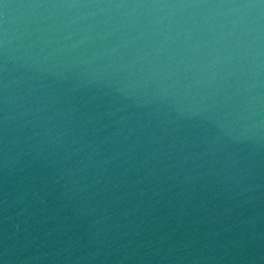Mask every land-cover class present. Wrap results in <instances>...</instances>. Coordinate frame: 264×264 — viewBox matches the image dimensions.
I'll return each instance as SVG.
<instances>
[{
	"label": "clouds",
	"instance_id": "obj_1",
	"mask_svg": "<svg viewBox=\"0 0 264 264\" xmlns=\"http://www.w3.org/2000/svg\"><path fill=\"white\" fill-rule=\"evenodd\" d=\"M0 264H264V0H0Z\"/></svg>",
	"mask_w": 264,
	"mask_h": 264
},
{
	"label": "water",
	"instance_id": "obj_2",
	"mask_svg": "<svg viewBox=\"0 0 264 264\" xmlns=\"http://www.w3.org/2000/svg\"><path fill=\"white\" fill-rule=\"evenodd\" d=\"M14 2H24V0H14ZM13 15L14 16H16V17H18L19 16V13H17V12H13Z\"/></svg>",
	"mask_w": 264,
	"mask_h": 264
}]
</instances>
